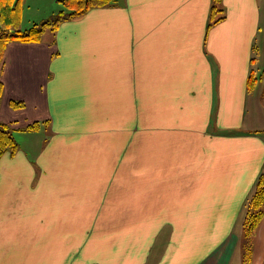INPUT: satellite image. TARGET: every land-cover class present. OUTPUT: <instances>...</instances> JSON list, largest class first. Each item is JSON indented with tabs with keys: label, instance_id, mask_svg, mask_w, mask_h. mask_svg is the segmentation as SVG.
I'll use <instances>...</instances> for the list:
<instances>
[{
	"label": "crops",
	"instance_id": "obj_1",
	"mask_svg": "<svg viewBox=\"0 0 264 264\" xmlns=\"http://www.w3.org/2000/svg\"><path fill=\"white\" fill-rule=\"evenodd\" d=\"M213 5L115 0L6 45L0 264H233L264 173V0Z\"/></svg>",
	"mask_w": 264,
	"mask_h": 264
},
{
	"label": "trees",
	"instance_id": "obj_2",
	"mask_svg": "<svg viewBox=\"0 0 264 264\" xmlns=\"http://www.w3.org/2000/svg\"><path fill=\"white\" fill-rule=\"evenodd\" d=\"M115 0H60L63 5L55 15L33 26L23 29L21 26V0H0V69L3 63V55L6 45L13 41L39 42L42 40L47 28L56 29L64 19H76L84 16L91 8L105 6ZM221 0H214L212 19L217 21L222 18V9L219 6ZM218 14L220 16H218ZM264 76V70L261 77ZM256 78L253 76L249 81V88H253ZM4 84L0 77V102L3 94ZM16 106H22L21 101H15ZM39 122L27 125L29 130L37 129ZM18 148L17 140L13 130L6 124L0 122V157L6 153H14ZM264 218V173L259 177L256 188L249 199L245 216L244 226L250 235ZM253 220V222H252ZM245 235V234H244ZM251 251H244L243 264H252Z\"/></svg>",
	"mask_w": 264,
	"mask_h": 264
},
{
	"label": "rangeland",
	"instance_id": "obj_3",
	"mask_svg": "<svg viewBox=\"0 0 264 264\" xmlns=\"http://www.w3.org/2000/svg\"><path fill=\"white\" fill-rule=\"evenodd\" d=\"M20 8L22 12L21 13V16H22L21 26H22V25H25L26 23L30 24V20H32V18H35L45 12H51L52 10L59 11L61 8H63V5L60 2V0H21ZM22 21L24 22V24L22 23ZM263 221H264V218L261 221V223L258 225V227L250 235L247 234V228L251 224L250 225L247 224L246 228L245 226L243 227V232H242L243 235L241 237L239 248L235 254L233 264H243V259H244L243 254H244L245 248H246V252L251 251L250 255H251V260L253 262L256 256V251L254 249L255 247L254 243L256 242V237H257L256 232L258 228L261 227L260 225L262 224ZM244 222H245V219H244Z\"/></svg>",
	"mask_w": 264,
	"mask_h": 264
}]
</instances>
